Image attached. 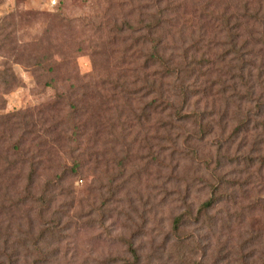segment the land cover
I'll return each instance as SVG.
<instances>
[{
	"label": "rangeland",
	"instance_id": "obj_1",
	"mask_svg": "<svg viewBox=\"0 0 264 264\" xmlns=\"http://www.w3.org/2000/svg\"><path fill=\"white\" fill-rule=\"evenodd\" d=\"M120 1L0 0V117L6 115L7 127L29 119L23 118V112L33 111L35 117L59 94L82 93L87 87L102 97L109 94L105 78L114 76L122 57L121 35L113 24L121 15ZM193 4L198 7L197 0H186L188 7L177 16V29L184 25L185 35L198 25ZM177 29L172 30L176 35ZM152 99L162 112L155 115L159 124H167L170 108L154 95L143 102ZM182 124L173 120L178 128L169 135L163 129L151 133L164 149L158 165L152 160L160 149L156 143L147 144L135 130L123 133L108 124L99 127V143L79 137L58 151L51 164L71 168L79 162L81 167L48 188L45 185L55 171L39 168L31 192L38 201L27 202L20 217L26 228L23 216L28 214L34 236L51 227L54 235L47 234L36 246L31 237L24 245L16 244L15 264H127L132 259L127 240H132L142 264H241L243 258L261 264L264 174L249 178L251 170L238 173L245 168L243 163L226 161L239 156L235 139L225 143L231 121L226 132L218 134L216 125L213 135L205 138L193 135L192 123ZM13 131L20 135L21 131ZM218 143L223 148L218 149ZM261 147L264 151V143ZM249 151L248 146L241 152L249 155ZM219 157L227 164L221 169L214 167ZM204 158H211L208 167ZM220 181L227 189L215 190ZM18 182L15 187L24 183ZM42 197L52 198L50 208L43 207ZM212 197L216 203L204 209L203 202ZM11 198L30 199L19 190ZM9 203L6 200V207ZM179 215L183 221L175 230ZM8 218L6 209V222ZM57 218L61 227L54 228ZM18 222L11 221L14 227ZM180 240L186 245L183 250ZM16 241L11 236L9 244ZM251 251L256 257L250 260Z\"/></svg>",
	"mask_w": 264,
	"mask_h": 264
},
{
	"label": "trees",
	"instance_id": "obj_2",
	"mask_svg": "<svg viewBox=\"0 0 264 264\" xmlns=\"http://www.w3.org/2000/svg\"><path fill=\"white\" fill-rule=\"evenodd\" d=\"M197 3V8L193 4V12L197 13L198 25L188 29L185 35L184 25L177 29V16L183 7H188L186 0H121L118 3L121 15L113 24L121 35L122 57L114 76L107 74L105 78L108 95L102 97L100 92L87 87L82 93L57 95L54 101L38 109L35 117L33 111L21 113L29 119L20 125L11 123L7 127L6 115L0 117V264H15L16 244L28 243L29 237L36 246L47 234L54 235L51 227L34 236L28 214L23 216L28 221L26 228L20 217L22 207L36 199L31 193L35 176L39 168L55 171L45 185L48 188L67 175H74V167H81L79 162L69 168L62 163L51 164V159L79 137H85L91 144L99 143L101 125L108 124L114 131L119 129L123 133L135 130L136 136L141 135L147 144L151 140L160 147L161 140L150 135L161 129L168 135L173 133L178 128L173 120L183 123L182 127L192 123L193 135L201 134L204 138L213 135L216 125L218 134L226 132L231 121L233 127L225 143L232 144L235 139L239 156L226 161L238 166L243 163L245 168L238 173L251 170L249 178L264 174L261 147L264 143V0H197ZM173 29L179 30V34ZM207 35L210 39L206 41ZM151 95L163 99L166 108H170L167 124H159V118L155 117L162 112L156 110L153 99L143 102ZM13 129L21 131L20 135L14 136ZM6 141L11 143L6 145ZM248 146L249 155H245L241 151ZM221 148L218 143V149ZM162 150L160 147L153 156L156 165ZM252 152H256L255 156L250 155ZM222 159L215 160L214 167H225L227 164ZM210 161L211 158L202 159L206 167ZM20 180L24 181L22 186L15 187ZM220 187L227 189L222 181L215 190ZM17 190L20 194L27 193L30 199L14 202L11 196L14 198ZM6 200L10 201L7 207ZM40 201L43 207L50 208L52 198L42 197ZM215 203L216 198L212 197L202 206L209 209ZM15 219L19 221L16 227L11 223ZM182 221V215L174 219L175 230ZM54 224V228L61 227L60 218ZM11 236L17 237V241L9 244ZM125 243L132 258L127 264H142L132 240ZM178 246L182 250L186 247L182 240ZM251 252L250 260L256 257ZM260 258L264 264V250L260 251ZM254 263L243 258L241 264Z\"/></svg>",
	"mask_w": 264,
	"mask_h": 264
}]
</instances>
